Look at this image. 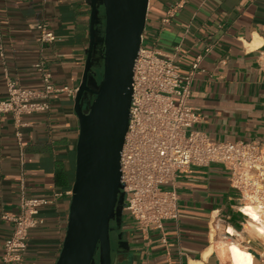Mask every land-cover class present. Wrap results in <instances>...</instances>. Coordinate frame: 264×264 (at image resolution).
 <instances>
[{
    "label": "crops",
    "instance_id": "crops-1",
    "mask_svg": "<svg viewBox=\"0 0 264 264\" xmlns=\"http://www.w3.org/2000/svg\"><path fill=\"white\" fill-rule=\"evenodd\" d=\"M167 10L172 14L162 23ZM89 16L88 0H0V97L5 72L23 87L41 88L34 68L39 61L55 88L50 109L23 114L22 125L0 116V261L21 180L28 195L55 198L38 212L43 222L30 230L23 264H55L60 253L79 131L74 95L60 89H77L81 81ZM38 23L54 32L53 42L38 40ZM146 33L149 45L175 55L182 73L198 61L186 101L198 113L195 128L217 141L250 140L264 147V0H149ZM170 187L179 216L165 223L167 242L122 212L119 225L110 224L112 264H264V240L236 211L222 164L186 167Z\"/></svg>",
    "mask_w": 264,
    "mask_h": 264
},
{
    "label": "built area",
    "instance_id": "built-area-1",
    "mask_svg": "<svg viewBox=\"0 0 264 264\" xmlns=\"http://www.w3.org/2000/svg\"><path fill=\"white\" fill-rule=\"evenodd\" d=\"M171 14L167 10L161 22L167 23ZM36 28L40 42L55 40L46 23H38ZM145 36L146 22L134 61L128 124L120 152L122 212L128 213L140 230L159 231L160 241L166 243L165 223L177 221L179 216L177 193L170 187L177 174L191 165L219 163L229 172L236 211L247 223L249 217L241 207L250 204L257 213L252 222L264 227V147L250 140L217 141L195 128L198 113L186 101L198 61L182 73L175 55L144 44ZM0 57L4 58L1 44ZM261 66L264 71V55ZM34 68L41 74V88L23 87L5 72L0 116L11 115L18 126L22 125L23 114L47 111L51 106L50 95L55 91L51 74L44 70L41 61L34 63ZM60 90L74 96L76 93V89L68 87ZM16 135L20 137L19 130ZM54 200V196L28 195L21 180L18 208L10 217L13 226L4 240L0 264L24 263L30 230L43 222L38 212Z\"/></svg>",
    "mask_w": 264,
    "mask_h": 264
},
{
    "label": "water",
    "instance_id": "water-1",
    "mask_svg": "<svg viewBox=\"0 0 264 264\" xmlns=\"http://www.w3.org/2000/svg\"><path fill=\"white\" fill-rule=\"evenodd\" d=\"M148 3L88 0L89 42L73 104L79 125L75 172L66 231L55 264H112L110 222L118 226L122 215L120 152ZM97 24L103 25L101 31Z\"/></svg>",
    "mask_w": 264,
    "mask_h": 264
},
{
    "label": "bare ground",
    "instance_id": "bare-ground-1",
    "mask_svg": "<svg viewBox=\"0 0 264 264\" xmlns=\"http://www.w3.org/2000/svg\"><path fill=\"white\" fill-rule=\"evenodd\" d=\"M241 210L244 214L248 215V219H247V226L249 227V230L255 234H257L258 236L263 237L264 236V227L263 226H259L256 225L252 222V218H256L257 217V213L254 209V207H252L250 204H246L244 206L241 207Z\"/></svg>",
    "mask_w": 264,
    "mask_h": 264
},
{
    "label": "rangeland",
    "instance_id": "rangeland-1",
    "mask_svg": "<svg viewBox=\"0 0 264 264\" xmlns=\"http://www.w3.org/2000/svg\"><path fill=\"white\" fill-rule=\"evenodd\" d=\"M147 34V33H146ZM148 35V34H147ZM148 36H145V38L143 39V43L144 44H148ZM163 187L164 188H168L169 187V185H163ZM249 228V227H248ZM255 234V233H254ZM255 235H257V234H255ZM258 236V235H257ZM261 237V236H260ZM262 239L264 240V236L262 237Z\"/></svg>",
    "mask_w": 264,
    "mask_h": 264
},
{
    "label": "flooded vegetation",
    "instance_id": "flooded-vegetation-1",
    "mask_svg": "<svg viewBox=\"0 0 264 264\" xmlns=\"http://www.w3.org/2000/svg\"><path fill=\"white\" fill-rule=\"evenodd\" d=\"M112 222H110V224H111Z\"/></svg>",
    "mask_w": 264,
    "mask_h": 264
}]
</instances>
